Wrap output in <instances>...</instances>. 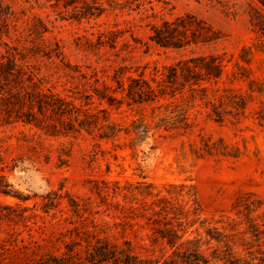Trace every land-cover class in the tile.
<instances>
[{
    "label": "rangeland",
    "instance_id": "rangeland-1",
    "mask_svg": "<svg viewBox=\"0 0 264 264\" xmlns=\"http://www.w3.org/2000/svg\"><path fill=\"white\" fill-rule=\"evenodd\" d=\"M99 3L104 7L102 15L82 22L72 18L71 9L53 7L44 0L36 3L33 11L46 20V37L61 39L66 59L84 69L87 65L103 66L111 76L114 67L127 65L125 81L128 75L142 72L151 79L157 69L158 73L165 71L180 59L219 54L224 59L223 75L202 82L201 86L207 87L205 98L196 85L195 91L188 85H180L176 91L178 99L191 105V131L151 130L135 151L125 146L128 139L124 136L115 142L98 141L86 132L53 136L22 123L0 127V187L10 191L0 192V264H52L53 257H67L71 251L84 255L86 237L96 234L94 224L106 220L117 224L100 236L106 235L113 242L131 240L136 253L166 264L173 249L156 240L144 221L123 225L107 215L106 205L96 193L97 187L104 186L103 180H119L121 184L139 180L137 161L145 167L147 180L163 193L171 183L194 187L203 222L187 225L181 241L197 240L196 247L210 259L209 264H220L213 256L223 247L207 236V228L228 234L237 255L264 248V0H145L140 7L126 0ZM178 16H187L196 27L206 26L213 39L182 48L163 47L150 39L154 23ZM99 29L122 30L117 47L105 45L97 53L85 51L83 36L96 41ZM188 35L191 39L190 31ZM77 44L82 45L80 49ZM57 90L62 91L63 86L58 84ZM116 95L122 97L120 92ZM212 102L224 114L223 120L212 115ZM145 113L151 119V106ZM109 114L129 125L139 116V107L124 100ZM202 135L222 138L237 147L240 155L195 158L190 144H199ZM66 151L69 156H64L67 160L62 163L59 155ZM70 198L85 207L83 217L74 213ZM249 203L253 204L247 208ZM45 204L51 207L48 212ZM250 218L258 233L250 231ZM192 247L184 243L180 249Z\"/></svg>",
    "mask_w": 264,
    "mask_h": 264
},
{
    "label": "trees",
    "instance_id": "trees-1",
    "mask_svg": "<svg viewBox=\"0 0 264 264\" xmlns=\"http://www.w3.org/2000/svg\"><path fill=\"white\" fill-rule=\"evenodd\" d=\"M40 1L0 0V127L22 123L53 136L86 132L98 141L115 142L124 136L128 139L125 146L133 151L149 137L151 130H177L182 133L192 130L193 122L188 115L191 105L178 99L176 91L180 85H188L195 91L196 85L204 92L201 98H205L207 87H202V82L218 80L223 75L224 59L221 55L180 59L165 67L167 71L158 73L157 69L151 79L142 72L138 76L128 75L125 81L127 65L114 67L111 76L103 66L87 65L84 69L82 65L66 59L65 44L61 39L46 37L48 24L41 14L33 11ZM44 1L53 7L71 9L72 18L78 22L96 20L104 12L99 0ZM126 1L137 2V7H140L145 0ZM146 1L152 3L153 0ZM153 16L157 17L156 14ZM187 18L178 16L175 20L162 19L161 24L154 23L150 39L167 48H182L186 44L213 39L206 26L196 27ZM120 34H123L120 29H99L96 41L83 36L87 42L83 49L89 53H97L105 45L115 49ZM81 46L77 44L78 49ZM58 84L63 86L62 91L57 90ZM118 92L122 94L121 98L116 95ZM191 97L196 99L195 94ZM124 100L129 106L139 107V116L131 119L129 125L113 120L109 114L110 109L120 108ZM104 103L108 107H103ZM147 106L152 108L151 119L145 113ZM211 110L215 119L223 120L224 114L213 102ZM190 152L197 159L240 155L237 147L229 146L222 138L204 135L200 137L199 144H190ZM64 156H69L67 151L59 155L62 163L67 160ZM133 157L137 160L138 153L134 152ZM135 170L140 178L135 182L121 184L119 180H103L104 186L97 187L96 193L106 205L107 215L111 214L123 225L133 226L144 221L143 225L151 228L156 240L161 239L173 249L166 264H209L210 259L198 251L197 240L181 241L187 232V225L203 222L202 207L194 187L171 183L163 193L147 180V172L141 162L137 161ZM0 192L10 194L1 187ZM51 200L54 201L53 198ZM69 203L74 213L83 217L85 207L73 198L69 199ZM44 208L46 212L51 209L47 204ZM249 222L250 231L257 232L254 220L250 218ZM116 224L110 220L95 223L96 234L86 237L84 255L71 251L67 257H53L52 264H158V258L136 253L131 240L113 242L106 235L100 236L107 234ZM257 233L254 235L257 236ZM206 234L222 244L221 252L213 256L220 264H264V248L248 251V255H237L228 234L216 228H207ZM179 241L180 244H177ZM184 243H191L194 247L181 250L180 246Z\"/></svg>",
    "mask_w": 264,
    "mask_h": 264
}]
</instances>
